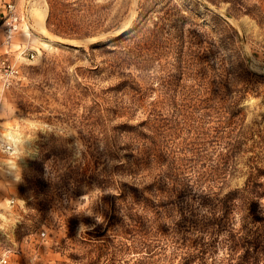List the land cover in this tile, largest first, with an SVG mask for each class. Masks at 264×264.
<instances>
[{
    "label": "rangeland",
    "instance_id": "1",
    "mask_svg": "<svg viewBox=\"0 0 264 264\" xmlns=\"http://www.w3.org/2000/svg\"><path fill=\"white\" fill-rule=\"evenodd\" d=\"M52 1L0 0V60L19 71L8 86L0 79V259L177 264L178 244L200 235L192 222L210 211L198 196L243 187L247 133L264 132V13H234L225 0H59L48 29ZM7 3L24 18L10 46ZM262 157L253 162L264 184ZM254 202L246 213L264 218V196ZM123 205L139 223L121 217ZM120 218L137 236L147 227L150 257ZM227 234L214 238L217 258Z\"/></svg>",
    "mask_w": 264,
    "mask_h": 264
},
{
    "label": "trees",
    "instance_id": "2",
    "mask_svg": "<svg viewBox=\"0 0 264 264\" xmlns=\"http://www.w3.org/2000/svg\"><path fill=\"white\" fill-rule=\"evenodd\" d=\"M59 0H53L49 4V15L46 21V26L48 29L53 25L52 20L55 18L54 9L58 4ZM229 3V8L234 13L248 14L251 13H264L261 10V7L264 5L263 1H258L256 5H253V8H247L241 0H225ZM142 13H140L141 15ZM156 25V24H154ZM61 27V26H60ZM63 34V32H62ZM65 34V33H64ZM260 134H255L254 131H251L248 134V139L251 141L249 148L254 154V159L261 155L263 156L264 163V132H259ZM241 136L243 134H240ZM255 151H258V155L255 154ZM253 157L249 158V164L247 168L248 176L246 177L243 187L239 189H234L227 191L222 196L215 192H210L207 195H199V207L210 209L208 216L200 217L199 222H192L193 228L200 235H196L194 239H188L186 236L182 238L183 243L179 246V254L175 252V256L178 257L179 261L177 264H264V218H252L246 213L247 210H250V207L255 206L254 199L264 196V184L257 182V178L260 176V168L255 164ZM261 191V192H260ZM138 204V203H137ZM141 207H145L147 210L150 208L149 205H144L141 203ZM238 206V207H237ZM245 210L242 211L243 208ZM120 210H124L123 218L131 219V221L140 222L141 217L137 216L133 210V207H127L123 205ZM239 210V216L241 220V231L235 235L230 233L229 229H226L229 226L231 216ZM241 212H244V215L241 216ZM189 214H192V211L189 210ZM195 216V214H194ZM123 218H120L119 228L125 230L136 245L135 250H140L138 253L145 254L146 258L150 257L153 254L156 246L152 242H148L147 236L150 235V232L147 231V227L143 232H138L137 236V227L135 224L129 226L124 223ZM181 220H186L185 216H182ZM250 221H261L262 228H256L252 232L251 228L249 229ZM222 231H227V238L224 241V246L228 248L229 253L221 258L215 257L216 247L214 244V238ZM258 232H261L262 235H256ZM226 242V243H225ZM154 248V249H153ZM178 249V248H176ZM144 258H137L133 264H141Z\"/></svg>",
    "mask_w": 264,
    "mask_h": 264
},
{
    "label": "built area",
    "instance_id": "3",
    "mask_svg": "<svg viewBox=\"0 0 264 264\" xmlns=\"http://www.w3.org/2000/svg\"><path fill=\"white\" fill-rule=\"evenodd\" d=\"M3 22H2V32L4 43L6 46H10L12 38L20 30L21 24L24 20L23 16L19 14L15 5L13 3H7L4 5L3 9ZM25 53V48H22L20 55ZM33 53L27 55V59H33ZM19 74L18 69L8 61L7 58L0 60V79L3 80L4 85L8 86L12 83L14 79L17 78ZM44 236V233H41ZM6 258L0 259V264H6Z\"/></svg>",
    "mask_w": 264,
    "mask_h": 264
},
{
    "label": "bare ground",
    "instance_id": "4",
    "mask_svg": "<svg viewBox=\"0 0 264 264\" xmlns=\"http://www.w3.org/2000/svg\"><path fill=\"white\" fill-rule=\"evenodd\" d=\"M46 10H47V7H40L39 6V10H38L39 11L38 12L39 21L37 22V27H38V31L37 32L47 38L48 32H47L46 27L44 25V22H45V19H46V13H47ZM26 34L27 35H30L28 33H26ZM48 39L51 40L53 43H61V44H67V45H77V41H72V40H62V41H58V40L52 39L50 37H48ZM51 41H46V43H47L46 46L47 47H50L51 46V44H50Z\"/></svg>",
    "mask_w": 264,
    "mask_h": 264
}]
</instances>
